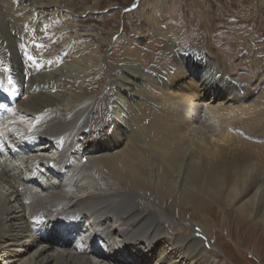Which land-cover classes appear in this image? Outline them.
<instances>
[{"label": "bare ground", "instance_id": "bare-ground-1", "mask_svg": "<svg viewBox=\"0 0 264 264\" xmlns=\"http://www.w3.org/2000/svg\"><path fill=\"white\" fill-rule=\"evenodd\" d=\"M74 5L0 0V264H217L201 248L213 203L264 227L255 204L264 97L254 101L224 70L219 84L182 61L143 76L146 53L133 45L111 95L119 115L107 124L124 131L90 143L89 76L106 63L109 42L99 36L95 51L78 42L75 23L89 7ZM152 19L161 38V13ZM161 41L182 46L179 37ZM168 205L192 213L186 228L162 219ZM251 229L241 223L248 241L236 240L259 254ZM214 239L223 240L219 231Z\"/></svg>", "mask_w": 264, "mask_h": 264}, {"label": "rangeland", "instance_id": "rangeland-1", "mask_svg": "<svg viewBox=\"0 0 264 264\" xmlns=\"http://www.w3.org/2000/svg\"><path fill=\"white\" fill-rule=\"evenodd\" d=\"M69 1L79 9L89 7V13L79 16L75 23L82 31L78 42L89 45L91 51H95L100 44L99 36L109 42L103 45L102 58L106 59V63L99 62L93 75L89 76V90L94 94V99L86 109L92 111L89 112L90 143L100 145L107 140L114 141L124 131L121 122L115 123L111 132L107 130V124L113 116L119 115L110 110L113 100L111 95L116 93V85L122 80L120 61L127 58L133 45L141 53H146L142 61L143 76L148 70L159 71L161 66L182 61L186 66H201L205 75H211L219 84L223 82L219 72L224 70L241 84L245 81L246 89L255 96L254 101L264 97V0ZM158 12L163 23L161 38L155 31L157 24L152 19ZM163 37H179L182 46L166 47L161 41ZM206 51L211 52V59L205 55ZM100 94L101 97L96 99ZM133 132L129 130V135ZM253 134L257 136L256 132ZM262 190L255 204L264 214V188ZM168 207L167 214L161 213L162 219L178 224L183 229L184 220L189 219L192 213L188 210L183 215L181 212L172 214ZM212 208L218 210L208 219L209 226H204L208 234H205L206 242L201 244L205 259L211 258L217 264H264V227H254L250 219L238 218L232 207L228 208L230 216L215 203ZM227 221H231L233 237L228 234L229 227L225 226ZM243 222L252 228L250 233L258 231L259 254L236 240L241 234L242 239L248 241L247 233L241 230ZM215 231L220 232L223 240L214 239Z\"/></svg>", "mask_w": 264, "mask_h": 264}, {"label": "snow or ice", "instance_id": "snow-or-ice-1", "mask_svg": "<svg viewBox=\"0 0 264 264\" xmlns=\"http://www.w3.org/2000/svg\"><path fill=\"white\" fill-rule=\"evenodd\" d=\"M9 83H11V80H9Z\"/></svg>", "mask_w": 264, "mask_h": 264}]
</instances>
